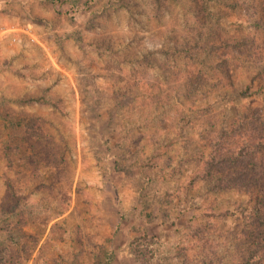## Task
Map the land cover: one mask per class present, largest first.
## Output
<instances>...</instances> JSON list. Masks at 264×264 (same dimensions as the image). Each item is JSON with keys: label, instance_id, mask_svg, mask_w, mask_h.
<instances>
[{"label": "rangeland", "instance_id": "obj_1", "mask_svg": "<svg viewBox=\"0 0 264 264\" xmlns=\"http://www.w3.org/2000/svg\"><path fill=\"white\" fill-rule=\"evenodd\" d=\"M261 1L168 0L160 7L154 0H0V24L30 23L38 40L0 41V209L17 210L3 229L39 237L31 243L23 236L27 254L0 247L3 257L100 264L112 249V264H237L248 197L189 185L202 153L190 128L226 118L236 103L264 104L261 82H251L264 55ZM220 36L255 43L238 55L234 86L211 59L208 43ZM190 56L200 58L197 66ZM195 71L200 80L187 79ZM146 89L152 98L136 96ZM34 117L50 145L62 148L51 150L68 159L64 172L45 179L70 184L62 215L38 210L46 189L37 187L39 177L30 178V189L20 187L30 175L22 164L32 143L17 121ZM26 199L30 210L19 211ZM41 216L51 218L44 234L38 224L23 226Z\"/></svg>", "mask_w": 264, "mask_h": 264}, {"label": "trees", "instance_id": "obj_2", "mask_svg": "<svg viewBox=\"0 0 264 264\" xmlns=\"http://www.w3.org/2000/svg\"><path fill=\"white\" fill-rule=\"evenodd\" d=\"M158 6L163 7L161 4L168 0H154ZM199 1V0H197ZM264 13V0L261 1ZM221 37V38H220ZM217 42L208 43L214 56L212 60H217L218 70L221 74L228 79H232L237 66L241 64V57L238 56L247 52L250 48L254 50V42L248 41L249 37L240 39H227L220 36ZM243 44L248 47L243 49ZM197 45V44H196ZM261 49L264 51V41ZM194 62L190 63L192 66H197L200 60L199 57L190 56ZM252 58L250 61H254ZM262 59L261 69H259L254 77H251V82L256 80L260 83V88L264 89V55ZM257 60V59H256ZM243 61V59H242ZM233 66V67H232ZM200 71V70H199ZM192 72L187 79L197 77L200 80L198 73ZM223 77L221 78V80ZM191 83H195L191 81ZM234 81H229V86H234ZM228 86V84H226ZM197 87H194V90ZM193 90V89H192ZM241 98L247 96V91H237ZM143 95V98H152L153 93L147 89L137 93L136 96ZM229 115L226 118L216 122L212 117H207L205 120L209 126L201 127L198 123H191V128L194 129L202 142V153L197 155L198 163L191 171L190 186H196L200 182L207 183L213 192H222L234 190L240 194L248 197L246 209V222L244 229L238 231L236 238L239 240V262L237 264H264V104L261 106H252L249 104L236 103L230 106ZM18 126L25 128L27 131L25 135L26 140L30 146L29 153L25 155L23 167L24 170H29L30 175L26 178L25 185H21V190L26 191L31 188V181L38 177L40 182L37 187H46L49 191L44 190V200L37 201L40 204L39 209L44 214L47 212H54L63 214L68 210L64 202L70 200L69 191L71 190L70 184L64 183L63 185L45 183L48 175L57 173L60 175L68 165V159L65 157L63 151H53L52 149H62L61 147H53L52 138L46 131V126L42 124L40 117H34L29 120L19 119ZM30 140V141H29ZM58 145V144H57ZM51 147V148H50ZM63 149H65L63 147ZM41 162V165H39ZM55 166V169L50 167L49 170L46 166ZM143 170L140 172L146 176L147 164L141 165ZM34 167V169H31ZM48 168V169H47ZM54 170V171H53ZM35 172V173H34ZM190 172V173H191ZM64 176V175H63ZM58 177L57 181H61L64 177ZM67 176V174H66ZM9 183L15 188L14 181L11 176L6 173L5 177ZM25 178V177H24ZM70 180V177H69ZM27 182V183H26ZM54 192V193H52ZM28 199L18 204V210L26 209L29 211L30 206ZM6 208L0 209V214L6 213L7 217L3 219V225L0 227V234L3 236L0 239V247H5L6 244L16 246L21 254H27V249L22 243V238L27 235L31 239V243H37L39 237L35 234L14 232L11 230L3 229V226L9 224L11 216L16 215L17 210L8 212ZM14 218V217H13ZM31 220V222L29 221ZM34 220V221H32ZM36 218L28 217V221L23 223V226H37L41 233L44 234L48 223L51 221L50 217L41 216V222H36ZM1 226V225H0ZM40 231H38L40 233ZM1 238V237H0ZM0 264H16V262L4 258L2 255V248H0ZM183 249V248H182ZM31 254L27 255L30 259ZM114 261V252L112 249H105L101 255L100 264H112Z\"/></svg>", "mask_w": 264, "mask_h": 264}, {"label": "built area", "instance_id": "obj_3", "mask_svg": "<svg viewBox=\"0 0 264 264\" xmlns=\"http://www.w3.org/2000/svg\"><path fill=\"white\" fill-rule=\"evenodd\" d=\"M23 35L29 36L31 40L38 42V40L36 39L35 31L33 29V25L30 23L23 25L0 24V41L3 39H7L10 44H15Z\"/></svg>", "mask_w": 264, "mask_h": 264}]
</instances>
